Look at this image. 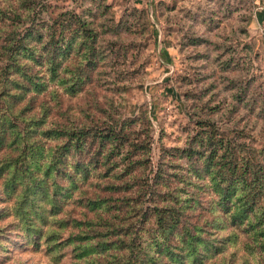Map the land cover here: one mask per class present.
<instances>
[{
	"label": "trees",
	"instance_id": "1",
	"mask_svg": "<svg viewBox=\"0 0 264 264\" xmlns=\"http://www.w3.org/2000/svg\"><path fill=\"white\" fill-rule=\"evenodd\" d=\"M94 1L76 12L0 0V251L11 230L53 259L70 247L69 264H235L234 247L236 264H264V146L197 116L184 145L160 147L149 177L145 112L120 120L94 98L68 101L93 95L116 54L107 34L131 28ZM233 53L220 58L224 73L244 63ZM254 83L228 76L227 110L264 119Z\"/></svg>",
	"mask_w": 264,
	"mask_h": 264
},
{
	"label": "rangeland",
	"instance_id": "2",
	"mask_svg": "<svg viewBox=\"0 0 264 264\" xmlns=\"http://www.w3.org/2000/svg\"><path fill=\"white\" fill-rule=\"evenodd\" d=\"M42 1L54 10L82 12L87 6H95L94 0ZM105 1L107 15L114 21L127 17L131 28L115 38L107 34L113 38L109 46L116 54L106 63L101 86L97 85L90 97L80 95L68 101L78 109L82 101L94 98L120 120L145 112L151 135V159L145 174H154L161 146L184 145L196 129L197 116L213 118L228 136L264 146V119L241 104L227 110L232 99L223 84L228 76H238L254 80L250 90L264 93V0ZM135 7L141 12L131 15ZM192 35L202 36L204 42L189 43ZM232 51L244 63L224 73L220 58L229 57ZM217 105L221 109L215 112ZM240 128L244 137L237 135ZM6 234L0 264L71 262L70 247L53 259L44 243L36 244L11 230ZM234 250L231 260L236 264L243 249Z\"/></svg>",
	"mask_w": 264,
	"mask_h": 264
}]
</instances>
